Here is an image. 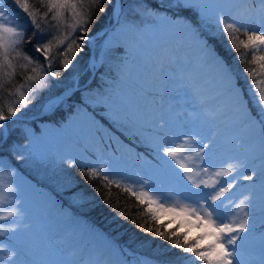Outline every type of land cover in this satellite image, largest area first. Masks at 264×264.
Instances as JSON below:
<instances>
[{
	"label": "snow or ice",
	"instance_id": "1",
	"mask_svg": "<svg viewBox=\"0 0 264 264\" xmlns=\"http://www.w3.org/2000/svg\"><path fill=\"white\" fill-rule=\"evenodd\" d=\"M9 2L18 11L14 13L0 0V94L13 99H5L0 106V135L7 134L6 122L12 121L31 104L36 93L49 87V77L59 78V74L52 70L54 65L58 62L67 70L75 56L83 51V46L90 40L87 26L93 22V11L101 5V0H39L38 8L30 0ZM157 2V8L143 2L137 10L142 17L180 29L194 41L202 61L215 69L225 85L224 92L230 106L240 116L241 122L252 131L259 126L261 196L264 200V0H232L233 6L227 10L219 6L223 0ZM106 3L112 5L114 0H106ZM116 7L122 5L117 2ZM107 11L106 7L99 6L100 13ZM167 11H173L176 18L167 15ZM21 13L35 29L27 41L24 37L29 25L20 22ZM253 23L257 26L252 27ZM48 27L59 34L46 38L45 29ZM140 31L138 25L126 23L118 30L117 36ZM77 32L81 34L74 35ZM33 39H36L34 51L39 54L36 58L21 50ZM211 41H226L229 50L238 54L237 60L254 65L244 69L249 74L248 99L236 84L232 69L218 55ZM249 54L251 59L247 60ZM39 57H43V63ZM17 75L22 77L21 83L16 82ZM196 91L198 93L199 89ZM60 101L58 97L49 102L46 110L54 111ZM249 101L256 109V116L249 108ZM96 102L107 107L106 115L113 125L121 123V118L113 112L106 98L98 97ZM200 103L203 104L204 100L201 99ZM204 111L209 117L216 115L208 109ZM146 123L156 129L147 137L156 159L151 175L126 182L128 178L108 161H92L80 156L69 157L66 160L68 167H79L84 175L99 179L109 190L115 186L133 197L142 207L140 215L143 222L137 225L138 228L168 241L171 248L190 254L178 258L182 264H234V255H239L238 242L246 238L240 233L248 231L251 197L245 195L235 202L234 197L226 194H230L238 180L252 181L255 169H249L244 158L228 157L227 161H217L210 154L213 152L212 139L203 137L195 124L189 131L168 135L163 131L162 120L159 124ZM136 131L139 132V128ZM206 139L207 143L204 142ZM245 171L252 174H244ZM13 175L14 172H4L0 161V221L8 222L7 227L0 224V234H15L21 227L29 226L24 223V213L17 208L21 203L19 189L6 179ZM225 177L228 179H222ZM81 199L85 198L82 196ZM5 206L9 210L5 211ZM119 215L121 219H127L123 213ZM132 222L136 223L135 220ZM11 256L9 253V259ZM0 264L4 262L0 261ZM139 264H153V261L145 258Z\"/></svg>",
	"mask_w": 264,
	"mask_h": 264
},
{
	"label": "rangeland",
	"instance_id": "2",
	"mask_svg": "<svg viewBox=\"0 0 264 264\" xmlns=\"http://www.w3.org/2000/svg\"><path fill=\"white\" fill-rule=\"evenodd\" d=\"M119 4L122 5L116 8L119 23L94 42L92 54L95 61L88 60L87 44L83 46V51L75 56L69 69H63L57 62L52 70L59 73L60 80L49 77V87L36 93L33 102L22 109L17 116L38 114L45 103L52 101L59 91L66 90L74 82L81 88L90 84V78L98 66V59L113 46L121 44L128 54L127 56L125 53V56L135 57L134 70H138L139 65L136 62L148 65L152 60V62L156 61L155 68L159 75H162L155 87L147 88L149 94H144L145 89L135 88L136 84L134 87L130 86L131 83H122L119 87L120 94L115 97L116 105L120 101L123 103L120 104L124 113L128 115L126 121L138 135L139 140L144 143L145 147L142 148L147 150H144L145 153L128 152L123 140H115L110 132L105 133L102 129L103 124L91 117L92 115L83 105L88 112L87 115L79 111L74 118L65 123L39 121L19 129L22 140L13 148L10 146L3 149L0 153V161L3 162L5 173L14 172L13 176L6 179L13 187L19 189L18 197L21 203L17 208L22 210L24 223L29 226L21 227L15 234L9 232L0 234V261L4 264H13V262L16 264H123L119 251L110 248L109 239H106L95 227L84 224V220L83 222L75 218L65 219L64 222L60 219L53 220L62 210L57 199L45 192L38 183L51 188L50 182L59 177V169L65 168V166H57L60 162L66 163L71 156H92L89 147L78 145L79 141L84 145L90 139L94 141L92 132L109 146L102 149L106 153L105 156L96 155L98 159L106 160L117 167L128 178L126 182L151 175L152 169L156 166V159L147 137L153 135L156 129L149 127L146 122L159 124L162 120L163 131L168 135L189 131L195 124L203 137L212 139L213 152L210 154L217 161H227L228 157L244 158L247 160L248 168L255 169L252 181L238 180L230 194L226 195L234 197L235 202H239L245 195L251 197L248 231L240 233L246 238L238 242V253L241 251V254L234 255V260H238L239 264H261L264 261V200L261 196L262 145L259 126L257 125L256 130L252 131L241 122L240 116L230 106L229 98L224 92L225 85L219 80L215 69L202 61L195 42L180 29L152 19V22L140 28L138 34L125 33L118 37V30L126 24L125 21L128 22L127 24H136L129 21L136 3L133 0L127 2L120 0ZM219 6L227 10L233 6L232 0H223ZM253 26L256 27L257 23H253ZM129 34L133 37H128ZM29 44L27 45L31 47ZM32 48L34 50V45ZM41 58L43 60V57ZM246 59H251V55L249 54ZM224 62L231 68L228 61L224 60ZM160 63L165 64L164 67ZM187 74L193 76L192 85L187 91L190 96L188 98L183 93L174 91L176 84H179L184 78L183 75ZM128 78H131V75H128ZM134 79L138 83L139 78L136 76ZM238 87L244 93L245 99H248L245 89H242V86ZM197 89H199L198 93ZM131 91L136 94L131 96ZM92 92L90 94L94 95ZM85 96L90 95L86 93ZM201 99L204 100L203 104L200 103ZM249 108L253 116H256V109L252 107L250 101ZM116 109L113 112L117 115ZM204 109L216 113L215 117L206 115ZM15 122L17 121L6 122L7 137L16 128ZM137 128L139 132L136 131ZM98 129H102L105 135L98 133ZM111 141L117 144H112ZM204 142L207 143L208 140ZM112 146L119 151L120 159L110 152L109 148ZM131 156H134L133 160H130ZM15 164L27 171L33 181L27 179ZM244 174L252 173L245 171ZM4 210L9 209L5 206ZM54 221L59 224V228H51ZM0 224L8 226L7 221H0ZM9 253H12L11 259ZM183 256L185 255H178V258ZM139 261L129 263L126 260L124 263L139 264Z\"/></svg>",
	"mask_w": 264,
	"mask_h": 264
},
{
	"label": "trees",
	"instance_id": "3",
	"mask_svg": "<svg viewBox=\"0 0 264 264\" xmlns=\"http://www.w3.org/2000/svg\"><path fill=\"white\" fill-rule=\"evenodd\" d=\"M124 1L127 2L128 0ZM133 1L136 3V8L129 21L136 23L139 28L144 27L151 18L142 17L141 13L137 10V6L143 2H147L153 8H157L158 2L157 0ZM2 2L7 4V6L11 8L14 13L18 11L15 9V6L9 2V0H2ZM30 2L34 6L38 8L40 7L39 0H30ZM112 5L107 4L106 0H101V5L99 6L106 7L108 11L106 13H100L99 6H97L92 14L93 22L87 26L89 28V32L87 33L88 36L110 24ZM41 11H44V9H41ZM159 11L162 13L165 12L164 9H159ZM166 14L172 16L173 19L176 18L175 15L169 11H167ZM19 18L21 23H27L29 25L24 37L26 41L32 36L35 29L30 26V21H28L22 13ZM50 23L54 24L55 22L50 21ZM124 23L128 22L125 21ZM43 27L45 26L42 25V28ZM252 27H254L253 24ZM45 30L48 34L46 38H51L52 35L59 34L50 27ZM80 34V32H77L74 35L78 36ZM128 37H133V35L129 34ZM241 39H243V37H241ZM211 42L215 44L216 52L223 59V61L226 60L230 63L237 85L242 87L245 85V92L247 93L249 74L246 73L244 69L247 67H253L254 65L242 63L237 60L236 57L238 54L235 51L229 50L226 41L223 43L217 41ZM27 44L28 43H25L21 50L34 58L38 57L39 54L35 53L32 46L29 47ZM125 53L128 56L125 48L121 44L110 48L109 53L98 59V69L95 71L90 84L86 88L79 92H75L70 98L66 99L62 103V108L55 110L53 114L50 117L45 118L44 121H50L53 124L64 123L69 120L68 118L70 117V113L72 114L74 111L75 105L81 104L84 105L92 117L96 121L102 123L113 136H116L119 140H123V143L126 145H129L132 148H138L141 152L145 153L144 150L147 149L142 148L143 146L145 147L144 143L139 139H135L138 135L135 134L131 125H129L126 121V117H128V115L124 113L121 107L120 103L122 102L120 101L118 105H116L115 97L120 94L119 87L122 83H131L130 86L133 85L134 87L136 84L135 88H140L142 90L145 89L144 94H149L147 88L155 87L156 82H158L156 76L160 75L158 70L155 68L156 61L151 62L150 66L143 69V71L139 67H137L138 70H134L132 58L125 56ZM39 59L43 63L42 58L39 57ZM160 64L162 67L165 65L162 63ZM128 75H131V78H128ZM236 75L241 77L242 83L236 79ZM136 76L139 78L138 83L134 79ZM183 77L179 84H176L177 87L174 91L183 93L185 97L188 98L190 96L187 91L192 85L193 76L191 74H187L185 76L183 75ZM132 79H134L135 82L132 81ZM16 82H22V77L20 75H17ZM91 92L94 95L91 94L88 97L85 96L86 93L90 94ZM131 93V96L136 94L132 91ZM98 97L106 98L108 104L111 105L112 110L117 108L116 113L117 116L121 118V123L113 125L109 121L106 116L108 109L104 104L96 102ZM87 98L89 101H87ZM5 99L12 98H7L6 96L0 94V106L4 104ZM37 122L38 121H34L29 124L15 122L17 126L9 133L6 142L0 148V153H2L3 149L9 148L10 146H12L11 148L15 147V145L22 140L20 130ZM129 137L133 141L130 140ZM90 157L91 155L87 158ZM133 157L134 156H131L130 160ZM16 166L27 179L33 181L32 176L27 171L19 165ZM57 166H65V168L59 169V177L54 178L52 182H50L52 187L42 186L39 183L38 185L41 186L49 195L51 194L57 199L62 210L61 213L66 210L71 217L73 216V218L77 220L86 221L85 219H88L89 221L95 223V226L99 228L100 231L101 229L104 231L101 232L110 239L109 241L116 248V250L120 253L125 250L128 251L131 255V259L128 260L129 263H134L138 260L147 258L153 261V264H182V261L178 259V255H190L182 253L179 249L171 248L168 241L141 231L137 225L143 222L140 215V213H142V207L138 205L137 201L128 193L123 192L121 189H117L115 186L109 190L108 188L102 186V181L99 179H90L84 175L79 167H68L65 162H60ZM82 196L85 199H81ZM106 199L108 200L107 203L104 202ZM121 213L126 215L127 219H121L119 215ZM133 220L136 221L135 224H133ZM172 258H177V260L173 262ZM125 261L126 259H123V263ZM197 264H200V262H197Z\"/></svg>",
	"mask_w": 264,
	"mask_h": 264
},
{
	"label": "bare ground",
	"instance_id": "4",
	"mask_svg": "<svg viewBox=\"0 0 264 264\" xmlns=\"http://www.w3.org/2000/svg\"><path fill=\"white\" fill-rule=\"evenodd\" d=\"M107 33V32H106ZM94 34V33H93ZM93 34H91V35H89V37H90V40H89V42L87 43L88 44V48H89V61L90 62H94L95 60H94V55L92 54V56H90V52H91V46H93V48H94V42L97 40V38L98 37H101V36H103V35H101V36H98V37H95L93 40H92V37H93ZM36 43V41H35V39H33V41H32V43H30L29 45L30 46H32V45H34ZM90 44H91V46H90ZM93 48H92V50H93ZM106 50V49H105ZM110 52V51H109ZM108 51H106V54L107 53H109ZM125 55V54H124ZM130 58H132V60H133V62H132V64H135V57L134 56H131ZM137 63V65H139L138 67L139 68H141V70L143 71V69H145V68H148L149 66H150V63L148 64V65H146V64H140V63H138V62H136ZM98 67V66H97ZM59 74V73H58ZM60 76V75H59ZM236 79L239 81V82H241L242 83V79H241V77L240 76H238V75H236ZM59 80H60V78H59ZM58 79H57V81H59ZM71 88H72V90H74V91H72L71 93H70V95L69 96H67L66 97V99L67 98H70L75 92H77L76 90H78V89H81L80 87H77V83L76 82H74L73 84H72V86H69L66 90H62L61 92H69L70 90H71ZM242 89H246V86L244 85L243 87H242ZM62 93V94H63ZM56 96V95H55ZM57 99V97H54L53 98V100L52 101H54V100H56ZM65 98L64 99H61V101L55 106V110H58V109H60V108H62V103L66 100ZM49 102H51V101H49ZM49 102H47V103H45L43 106H42V109L40 110V112L38 113V114H36V115H39L40 113H41V111H43V117H41V118H39V119H37V121L39 122V121H43V122H46V121H44V119L45 118H47V117H50L52 114H53V112L55 111H49V110H46V108H45V106L46 105H48L49 104ZM84 106V105H83ZM81 104H76L75 105V109H74V111L72 112V114L70 113V117L68 118L69 120H71L72 119V117L74 118V116H76V114L77 113H79V111L80 112H82L83 114H85L86 113V115L88 114V112H87V110H86V108L85 107H83ZM121 112V111H120ZM42 114V113H41ZM92 117V116H91ZM65 123V122H64ZM86 123V122H85ZM87 124V123H86ZM88 125V124H87ZM102 129L105 131V133H107V132H109L104 126L102 127ZM102 129H98L97 131H98V133H101L102 135H105L104 134V132L102 131ZM92 134L94 135V141H92L91 139L89 140V142L86 144V145H84V143L83 142H81V141H79V143L80 144H78L79 145V147H89V149H90V152L93 154L91 157H90V159L89 160H92V161H95V160H99L98 159V157L96 156V155H101V156H105L106 155V153L104 152V151H102V149H104L106 146H108L105 142H103V141H101L100 139H98L97 138V136H96V133H94V132H92ZM137 136V135H136ZM7 136L5 137V138H3L2 139V136H1V138H0V140H2V143L4 144L5 142H6V140H7ZM113 139H118L116 136H113ZM129 139L130 140H132L130 137H129ZM135 139H139V137L137 136ZM133 141V140H132ZM112 142V144H117L116 142L114 143V141H111ZM111 144V145H112ZM109 147V146H108ZM126 147V149H127V151L128 152H130V151H132V152H136V151H140V149H138V148H132L131 146H129V145H126L125 146ZM110 149V152L112 153V155H116V158L118 157L119 159H120V153H119V151L117 150V149H115V148H109ZM73 217V216H72ZM57 219H60V221H66L65 219H69V213L68 212H64V213H61V211H59L58 212V215H57V217L55 218V219H53V220H57ZM86 221H85V223L84 224H87V225H89V226H92V227H94L96 224L95 223H93V222H91V221H89L88 219H85ZM59 228L60 226H59V224H57L55 221H54V223L51 225V228ZM95 228L96 229H98L99 230V228H97L96 226H95ZM101 229V228H100ZM100 231V230H99ZM101 231L102 232H104L102 229H101ZM100 231V232H101ZM101 232V233H102ZM103 234V233H102ZM103 236L106 238V239H109L108 237H106L104 234H103ZM110 240V239H109ZM120 253V252H119ZM120 255H121V257L123 258V259H126V260H130L131 259V255L129 254V252L128 251H123L122 253H120ZM177 260V258H172V261L173 262H175ZM123 264H125V263H123Z\"/></svg>",
	"mask_w": 264,
	"mask_h": 264
},
{
	"label": "water",
	"instance_id": "5",
	"mask_svg": "<svg viewBox=\"0 0 264 264\" xmlns=\"http://www.w3.org/2000/svg\"><path fill=\"white\" fill-rule=\"evenodd\" d=\"M118 1H119V0H114V4H113V8H112V12H111V24H110V26L105 27V28H102V29L96 31V32L93 34L92 40H93L95 37H98V36L103 35L104 33L108 32L109 30H111V29L114 27V25H115L116 22H117V9H116L117 7H116V3H117ZM90 46H91V44H90ZM92 48H93V46H91L90 56H92ZM72 91H74V90H72V88H71V90H70L69 92H64L63 94L61 93L60 95L57 96V98L59 97V98H61V99H64V98H66L67 96H69L70 93H71ZM66 95H67V96H66ZM41 113H42V114H41ZM41 113H40L39 115L30 116V117H14L13 120L26 121V122H28V121L36 120V119H39V118L43 117V116H44V115H43V111H41ZM5 132L7 133V127H6V129H5ZM6 136H7V134H6V135H2V139L5 138ZM1 144H2V140H0V146H1Z\"/></svg>",
	"mask_w": 264,
	"mask_h": 264
}]
</instances>
